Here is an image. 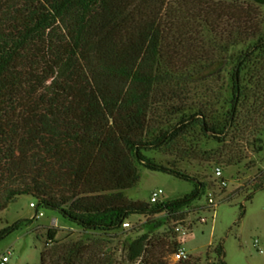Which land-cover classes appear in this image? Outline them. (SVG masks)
I'll return each instance as SVG.
<instances>
[{"label": "trees", "instance_id": "16d2710c", "mask_svg": "<svg viewBox=\"0 0 264 264\" xmlns=\"http://www.w3.org/2000/svg\"><path fill=\"white\" fill-rule=\"evenodd\" d=\"M202 83L206 99L196 106L191 85ZM263 92L264 13L251 4L0 0V213L28 196L36 209L107 238L142 216L147 231L125 242L126 261L170 264L166 253L184 244L176 227L206 210L203 197L209 208L208 193L222 179L205 182L147 153L197 131L261 150L242 111L256 110L252 99ZM231 143L226 154L203 153L239 166L246 158ZM139 165L193 180L195 189L157 204L131 200L124 191L137 185ZM261 189L264 172L243 186L248 200ZM22 223L0 229V241ZM166 228L169 238L154 235ZM59 232L46 228L40 264H115L88 243L57 240ZM212 254L227 264L222 243Z\"/></svg>", "mask_w": 264, "mask_h": 264}, {"label": "rangeland", "instance_id": "374dc122", "mask_svg": "<svg viewBox=\"0 0 264 264\" xmlns=\"http://www.w3.org/2000/svg\"><path fill=\"white\" fill-rule=\"evenodd\" d=\"M222 1L231 3L235 0ZM238 1L259 7L264 13V0ZM239 49L241 46L238 45L232 50L235 52ZM225 74L223 73L226 79ZM257 81L255 79L252 83L253 88L258 85L255 83ZM219 85L221 83L215 87L219 88ZM206 86V83L191 85L193 93L196 94V97L193 96L195 101H192L194 105L198 106L202 100L206 99H203ZM251 105L256 110L252 112L248 109L243 110L242 124H248L247 128L253 125L249 127V132L253 134L255 130H258L257 146L261 150L256 148L253 151L246 141L238 138L234 141L227 138L225 147L222 143L203 137L197 131L192 134V137L181 136L162 151L147 153L157 163L169 167L173 164L205 182L213 183L216 167H221L223 170V177L227 180L228 186L221 192L217 189V185L211 190L221 203L216 207L208 206L207 208V197H203L200 205L205 206L206 210L199 215L189 217L193 225L191 231L184 237L182 247L189 256L198 258L199 264H215L217 256L212 254L207 257L206 255L219 243L224 246V260L227 264H264V189L254 192L252 200H248L247 193L243 190V186L247 183L252 184L254 177L264 172V92L259 97H255V100L252 99ZM229 142H232L230 145L237 146L241 156L246 158L239 166L226 167V164L222 163L223 160L220 161L215 155L210 159L203 153L215 150L217 153L221 151L226 154ZM138 168L137 185L124 191L125 196L131 200L150 202L151 194L160 189L164 192L162 201L175 200L195 189L193 180L180 179L163 171H152L142 165ZM31 203L36 206L33 199L23 196L16 203L11 204L6 211L0 213V229L20 220L24 222L17 230L12 231L0 241V261L4 256L9 258L5 264H40L41 253L46 242V228L53 226L59 227L57 240L63 243L80 240L90 244L97 254L105 252L107 256L110 255L115 264H129L125 258V242L134 240L147 231L145 228L147 219L135 215L128 220L132 227L122 228L115 235L107 238V236L85 232L70 225L54 211L39 209L43 212V216L36 218V209L31 207ZM53 219H56L55 223ZM157 234L166 239L169 238L167 228L156 230L154 235ZM165 260L171 264L176 263L175 259L170 258L168 252Z\"/></svg>", "mask_w": 264, "mask_h": 264}, {"label": "built area", "instance_id": "2783aa9c", "mask_svg": "<svg viewBox=\"0 0 264 264\" xmlns=\"http://www.w3.org/2000/svg\"><path fill=\"white\" fill-rule=\"evenodd\" d=\"M214 176L216 179H222L221 181V184L218 188V190L221 192V190L223 188H226L228 186V182L226 179H224L223 177V170L221 167H216L214 169ZM163 190H157V191H154L152 194H151V197H150V203L151 204H157V203H160L162 202L161 200V197L163 195ZM208 203L210 206H218L219 203H221L220 200H218V197L214 195V193L212 192H209L208 193ZM31 207L35 208L36 209V206L34 203H31ZM43 216V212H40L38 209H36V214H35V217L36 218H39ZM191 218V217H190ZM190 218H187V220H185V225H178L176 227V231L182 235L183 237H185L189 232H190V226L192 224L191 222V219ZM131 226V223L129 221H125L123 223V228L124 229H129ZM257 243V242H256ZM189 257L187 251L183 248V247H180L177 249V251L174 253V254H171L170 255V258H173L176 260V262H178L179 260L181 259H187ZM9 261V258L7 256H4L2 258V260L0 261V264H5ZM171 264V263H170Z\"/></svg>", "mask_w": 264, "mask_h": 264}, {"label": "crops", "instance_id": "0c3cea01", "mask_svg": "<svg viewBox=\"0 0 264 264\" xmlns=\"http://www.w3.org/2000/svg\"><path fill=\"white\" fill-rule=\"evenodd\" d=\"M56 222V219H53V223H55Z\"/></svg>", "mask_w": 264, "mask_h": 264}]
</instances>
